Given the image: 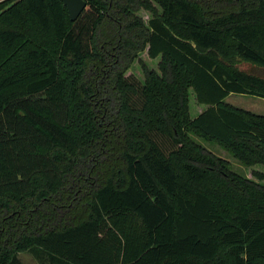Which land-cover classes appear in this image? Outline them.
<instances>
[{"label": "trees", "instance_id": "obj_1", "mask_svg": "<svg viewBox=\"0 0 264 264\" xmlns=\"http://www.w3.org/2000/svg\"><path fill=\"white\" fill-rule=\"evenodd\" d=\"M85 1L0 0V264H264V184L193 136L264 180L226 100L264 98V0Z\"/></svg>", "mask_w": 264, "mask_h": 264}, {"label": "rangeland", "instance_id": "obj_2", "mask_svg": "<svg viewBox=\"0 0 264 264\" xmlns=\"http://www.w3.org/2000/svg\"><path fill=\"white\" fill-rule=\"evenodd\" d=\"M143 12L142 14L146 18L147 13H143ZM140 57L148 64L150 68L157 69L158 59L150 58L146 50L140 54ZM235 66L239 68L240 70L246 71L248 73H253V74L254 73L261 74L262 73L261 68H263V66L261 65L254 64L242 58H238L237 62L235 63ZM130 73H134L139 78L144 79L143 70L137 60L133 63L132 67L127 71V74H130ZM226 100L229 104L234 105L238 108L251 111L252 113H255V114L264 115V98L263 97H257V96L248 95V94L233 93V94H230L226 98ZM190 106H191V112L193 116L196 115L197 111L205 108L203 107V105L199 106L197 103H195L193 92H191ZM193 136L195 140H197V142H199L205 149L215 154L216 156L227 159L231 163V167L234 171L244 176L253 178L256 181H259L260 183L264 184V180H259L257 177L253 176V174L251 173L252 168L246 167V165L243 162L237 159L225 147H223L222 145L218 144L215 141H209L197 135H193ZM257 168L264 171V165H259ZM18 256L22 264H43L34 256V254L31 251L20 252Z\"/></svg>", "mask_w": 264, "mask_h": 264}, {"label": "water", "instance_id": "obj_3", "mask_svg": "<svg viewBox=\"0 0 264 264\" xmlns=\"http://www.w3.org/2000/svg\"><path fill=\"white\" fill-rule=\"evenodd\" d=\"M60 1H62L64 5L67 7L69 16L73 21H75L80 16V14L82 13V11L84 10L87 4L85 0H60ZM261 70H262L261 74H257V73L254 74L264 78V67L261 68Z\"/></svg>", "mask_w": 264, "mask_h": 264}]
</instances>
